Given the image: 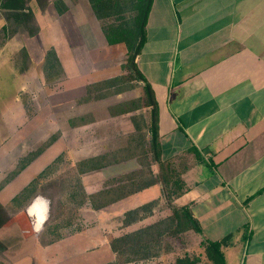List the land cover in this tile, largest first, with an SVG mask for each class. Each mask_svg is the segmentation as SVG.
Listing matches in <instances>:
<instances>
[{"label":"crops","instance_id":"0c3cea01","mask_svg":"<svg viewBox=\"0 0 264 264\" xmlns=\"http://www.w3.org/2000/svg\"><path fill=\"white\" fill-rule=\"evenodd\" d=\"M36 5V11L24 9L30 14L28 31L34 33L27 31V37L36 36L37 30L45 35L46 19L37 13L50 15L47 24L60 16L52 0L44 9ZM67 12L71 39L87 52L77 68L88 63L102 67L98 70L115 66L117 72L101 79L119 75L125 47L107 44L88 1L74 0L61 16ZM52 35L47 39L54 41L44 51L53 46L59 55L62 45L55 44L56 38L68 36ZM136 63L157 103L163 159L181 157V164L187 165L181 174L187 190L172 205L187 207L201 231L186 235L200 250L201 241H224V264H264V0H151ZM12 160L0 180L14 167ZM41 163L33 161L0 190V260L5 264L12 255L17 263L28 264L36 249L31 233L41 230L45 221H39L26 202L8 208L37 169L45 167ZM137 167L135 162L120 173ZM161 198V185L153 184L108 208H120L122 218L126 210ZM102 210L91 212L99 219L107 209ZM152 220L151 215L133 225Z\"/></svg>","mask_w":264,"mask_h":264},{"label":"rangeland","instance_id":"374dc122","mask_svg":"<svg viewBox=\"0 0 264 264\" xmlns=\"http://www.w3.org/2000/svg\"><path fill=\"white\" fill-rule=\"evenodd\" d=\"M49 1L51 0L46 1V5ZM62 1L71 10V2L74 0ZM23 5L25 8L32 7L31 9L37 10L34 0H23ZM5 15L6 13L0 10V27L5 22L7 38L13 39L7 40L5 46L0 48V158L4 156L3 160H0V176L4 175L3 172L11 158L14 163L17 162L18 158L30 150H35L53 133L58 135L57 139L33 161L40 160L41 165L47 167L58 156L61 159L56 170L45 175L42 184L36 187L35 192L26 201L35 215L37 214L35 217L45 221L41 230L37 229L31 233L35 237L33 245H36V249L32 257L29 254L32 260L30 259L28 264H113L114 254L107 243L109 237L134 229L136 225L122 227L120 208L106 207L104 216L99 219L88 205L75 208L68 203L64 197L65 191L60 187L73 177L75 162L101 153L104 151V145L115 142L133 130L129 116L108 117L106 107L139 97L142 94V83L138 82L134 88L119 94L78 104L75 99L84 92L82 86L105 75H112L118 69L114 66L115 68L98 70L102 67L90 63L77 68L75 64L78 61L81 64L87 52L84 45H77L78 41L71 39V12L59 17L54 16L56 21L52 24L46 23L50 20V15L45 14L42 18L38 13V16L34 14L40 20L46 19V22H43L45 35L39 34L37 30L34 37L26 36L27 26L16 25L13 17L7 18ZM53 26L57 28L54 32L51 31ZM64 33L68 36L67 39L61 36ZM52 34H55V38L57 35L61 36L56 38L55 44L62 45L61 54L58 56H61L66 67L61 65L62 73L58 81L47 83L41 74V64L46 44L54 41L47 39L53 36ZM71 45H74L73 49ZM22 46L24 49H19ZM116 60L118 61V58ZM119 60L122 63L124 57ZM77 71L82 74L79 75ZM87 112H94L100 119L85 126L71 127L74 118ZM10 146L12 148L8 149ZM132 164L135 165V161L129 160L126 164H114L100 171L84 174L81 176L83 186L87 192L97 190L101 188L104 179L128 170ZM40 169L41 167L35 170V175L42 171ZM18 204L20 206L21 203L9 204L8 209L12 206L19 207ZM162 214L163 212L154 211L153 219ZM57 224L60 239L50 242V236H54L51 230ZM171 242L172 251L155 258L158 260L152 264H173L175 257L185 251L190 255L202 252L197 248L195 239L186 234L171 238ZM13 257L12 255L10 264H19ZM128 264L149 263L136 261Z\"/></svg>","mask_w":264,"mask_h":264},{"label":"trees","instance_id":"16d2710c","mask_svg":"<svg viewBox=\"0 0 264 264\" xmlns=\"http://www.w3.org/2000/svg\"><path fill=\"white\" fill-rule=\"evenodd\" d=\"M44 9L47 0H35ZM99 22L101 32L108 45L123 44L125 47L124 60L120 64L119 75L101 79L87 84L84 92L75 99L78 104L92 99L119 94L130 90L141 82L142 94L139 97L119 101L106 107L108 117L127 115L133 125V130L115 142L104 145V151L80 159L73 165V177L65 182L62 188L65 198L75 208L88 205L93 211L102 209L117 201L132 195L153 184L162 187V198L145 202L133 209L126 210L121 218L122 227H130L153 215L152 209L163 212L152 221L139 225L108 239V245L114 254L113 264H128L136 261H146L160 257L172 251L171 238L184 235L186 232H200V224L187 207L176 208L172 202L187 190L181 179V174L187 168L181 157L175 161L163 159L158 134V109L153 90L139 71L136 57L145 41V27L151 0H87ZM56 12L61 15L67 11L62 0H52ZM23 0H0V10L7 18L13 17L16 25L26 27L30 17L24 12ZM28 31V30H27ZM30 34L31 32L28 31ZM7 27H0V48L7 42ZM61 61L53 46H49L43 55L41 74L45 82L55 83L61 77ZM94 112H87L72 120L71 127L88 125L98 120ZM58 135L53 133L40 143L35 150L20 157L14 167L0 180V190L17 176L39 154L48 148ZM60 156L45 167L12 199V204L26 202L36 187L44 180L46 174L55 171L60 163ZM134 160L136 169L120 173L104 179L101 188L87 192L81 176L100 171L114 164ZM19 206V204H18ZM167 210V211H165ZM57 226L47 235L50 242L60 239ZM49 243V242H48ZM224 241H201L202 252L190 255L187 251L176 256L173 264H224L221 249ZM0 264H5L0 260Z\"/></svg>","mask_w":264,"mask_h":264},{"label":"built area","instance_id":"2783aa9c","mask_svg":"<svg viewBox=\"0 0 264 264\" xmlns=\"http://www.w3.org/2000/svg\"><path fill=\"white\" fill-rule=\"evenodd\" d=\"M158 260V259H157ZM157 260H155V258L154 259H149V260H146L149 264H152V262L153 263H155Z\"/></svg>","mask_w":264,"mask_h":264}]
</instances>
